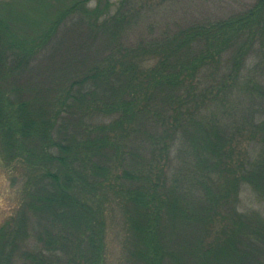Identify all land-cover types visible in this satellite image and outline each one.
I'll return each mask as SVG.
<instances>
[{
    "label": "trees",
    "instance_id": "1",
    "mask_svg": "<svg viewBox=\"0 0 264 264\" xmlns=\"http://www.w3.org/2000/svg\"><path fill=\"white\" fill-rule=\"evenodd\" d=\"M91 1H0V264H111L115 218V264H264V0L134 41L157 0Z\"/></svg>",
    "mask_w": 264,
    "mask_h": 264
},
{
    "label": "rangeland",
    "instance_id": "2",
    "mask_svg": "<svg viewBox=\"0 0 264 264\" xmlns=\"http://www.w3.org/2000/svg\"><path fill=\"white\" fill-rule=\"evenodd\" d=\"M1 1V0H0ZM114 2L112 10L115 9L116 3L119 0H111ZM247 0H157L153 5L154 10L148 13L145 18L138 17L136 22L126 29L125 38L129 40H136L140 35L146 34L149 26H155L158 29L167 26L173 27L175 24H184L193 20V15H208L211 13L226 14L231 9L244 5ZM160 3V4H158ZM96 4L95 0L90 2L91 7ZM71 23V22H69ZM85 40V39H81ZM91 40H86L85 47H89L88 52L91 54L98 50V47L92 43ZM92 43V45H91ZM90 46H93L90 48ZM20 186L21 183L13 184L7 168L3 165L0 159V226L17 208L20 202ZM239 207L242 211L251 209L264 210V206L260 202L256 193L248 186H243L239 199ZM119 216V215H118ZM123 238V230L121 228V221L115 218L108 234V256L111 264L118 261L122 253L121 239Z\"/></svg>",
    "mask_w": 264,
    "mask_h": 264
}]
</instances>
